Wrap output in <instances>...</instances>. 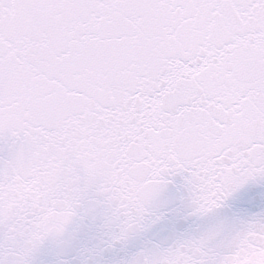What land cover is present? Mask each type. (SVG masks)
<instances>
[{
  "label": "snow or ice",
  "instance_id": "obj_1",
  "mask_svg": "<svg viewBox=\"0 0 264 264\" xmlns=\"http://www.w3.org/2000/svg\"><path fill=\"white\" fill-rule=\"evenodd\" d=\"M177 178L214 222L109 259ZM249 185L264 0H0V264H264V210L219 218Z\"/></svg>",
  "mask_w": 264,
  "mask_h": 264
},
{
  "label": "water",
  "instance_id": "obj_2",
  "mask_svg": "<svg viewBox=\"0 0 264 264\" xmlns=\"http://www.w3.org/2000/svg\"><path fill=\"white\" fill-rule=\"evenodd\" d=\"M180 184L181 181L177 178L175 183L169 186L168 191L162 198L165 206L160 211L164 219L149 233L145 234L144 237L131 242L123 251L110 254L109 259H120L131 255L149 240L160 242L176 234L203 228L214 222L215 218H210L205 221H200L195 218H184L186 213L180 211ZM261 210H264V186L249 185L234 197L229 207L221 211L219 218L245 217ZM42 258L49 259L47 256Z\"/></svg>",
  "mask_w": 264,
  "mask_h": 264
}]
</instances>
